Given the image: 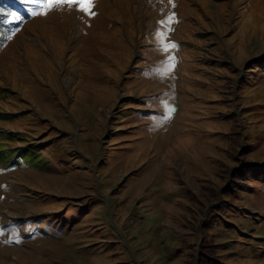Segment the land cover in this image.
Instances as JSON below:
<instances>
[{"label":"rangeland","instance_id":"rangeland-1","mask_svg":"<svg viewBox=\"0 0 264 264\" xmlns=\"http://www.w3.org/2000/svg\"><path fill=\"white\" fill-rule=\"evenodd\" d=\"M92 11L18 10L0 48V110L16 114L0 142L48 158L0 162V264H194L196 248L264 264V183L247 173L264 164V0Z\"/></svg>","mask_w":264,"mask_h":264},{"label":"trees","instance_id":"trees-1","mask_svg":"<svg viewBox=\"0 0 264 264\" xmlns=\"http://www.w3.org/2000/svg\"><path fill=\"white\" fill-rule=\"evenodd\" d=\"M20 0H0V9L3 10V14H0V48L4 46V44L7 42L8 36L11 35L12 32V26L10 24H4L3 21L4 19H11L10 16H7L6 14L8 13H13L17 12L18 10H21L28 14L27 11V6L22 5ZM16 28V27H15ZM9 94V91H4L0 89V99L6 95ZM7 95V96H9ZM16 114H12L9 111L5 110H0V121L2 122H12L14 121L12 118ZM2 140L3 142H0V162H8L9 161V167L14 166V165H24V164H29L34 167V163H40L42 165H48V158L46 155H42V150H40V144L38 142H35V140H26L23 136L20 134H17L16 136L13 134H9L8 136H5L3 134ZM13 142H22L19 149H16L15 147H9V145ZM26 143V144H25ZM63 155V153H62ZM33 164V165H32ZM259 164L258 166H248L247 173L249 176L257 175L259 177L260 181L264 183V164ZM54 167V166H52ZM41 171H45L43 168L38 167ZM259 171V172H258ZM46 172V171H45ZM223 195H227V193H223ZM212 226H208L207 231L211 228ZM197 240V239H196ZM194 257L195 263L194 264H201L202 262H206V252H201L200 249L197 250L194 249L193 252H190L189 257ZM220 258H214L212 261V264H215L217 261H219L220 264H223V261Z\"/></svg>","mask_w":264,"mask_h":264},{"label":"snow or ice","instance_id":"snow-or-ice-1","mask_svg":"<svg viewBox=\"0 0 264 264\" xmlns=\"http://www.w3.org/2000/svg\"><path fill=\"white\" fill-rule=\"evenodd\" d=\"M20 2L24 5H35V8H28V14L30 16H39V15H47L48 12L53 9L54 7H59L62 5H68L69 7H71L72 5H78V10L82 13H85L89 16H94L95 13L92 11V8L94 6V0H20ZM169 2H171V0H169ZM174 6V5H173ZM0 14H3V10L0 9ZM7 16H10L12 19H4L3 23L4 24H10L12 22H16V21H22L24 19V17L18 13H8L6 14ZM175 17L174 14H170L167 17L166 21H161L160 23H172L174 22ZM19 28L16 27L14 29H12V34H15V32H18ZM159 39H160V44L162 45V51L167 52L169 50L170 47H175L174 44H167L165 43V39H166V32H158L157 33ZM10 38V37H9ZM173 57H169L168 58V63H166L164 65V67L162 69H158V71L161 74H166L168 71L171 70V68L173 67V65L171 64V61L173 60ZM169 114L171 112V109L168 110Z\"/></svg>","mask_w":264,"mask_h":264}]
</instances>
